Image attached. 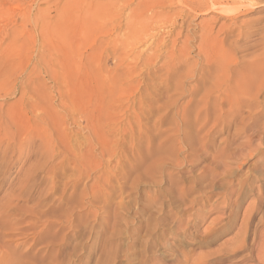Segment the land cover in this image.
<instances>
[{"label": "rangeland", "instance_id": "obj_1", "mask_svg": "<svg viewBox=\"0 0 264 264\" xmlns=\"http://www.w3.org/2000/svg\"><path fill=\"white\" fill-rule=\"evenodd\" d=\"M123 1L145 0H0V264H264V84L232 109L159 61L133 77L143 100L123 94L116 35L138 30ZM159 1L174 14L205 0ZM213 1L251 8L226 40L234 79L264 58V0Z\"/></svg>", "mask_w": 264, "mask_h": 264}, {"label": "bare ground", "instance_id": "obj_2", "mask_svg": "<svg viewBox=\"0 0 264 264\" xmlns=\"http://www.w3.org/2000/svg\"><path fill=\"white\" fill-rule=\"evenodd\" d=\"M142 1H144V0H142ZM150 1H152V2L147 3ZM164 1L165 0H162V2H164ZM181 1H183V0H181ZM144 2H146V3H144ZM144 2L138 3L136 5L137 8L135 7L136 9L133 8V6H132L133 10H132L130 4H127L125 2H124V4L122 3L123 6L120 5V7L122 6V8H124L125 10L128 9L127 5H129L131 8L130 12L129 13L127 12L128 24H127V26H125V27H127L125 29L129 30V31H131V29H133V28H135V30L138 29L137 32L135 33V35L130 36V37L125 36L127 34V33H125L126 32L125 31L124 32L125 35L124 34L123 35L126 38L124 36H122V34L116 35L118 32L115 33V35L117 36L116 37L117 40L116 41L114 40V41L117 42V45H116V47H114V49H115L114 53L116 52L117 58L122 60V63H123V66H122L123 71L119 74L115 73L116 74L115 79L117 81H119L121 84L124 83V81H125L127 89H126V87L123 89V94L127 93V90L130 89L132 92H134L133 94L139 95V99H138L139 101L143 100L144 96L146 94H144L142 92L140 93V89H139L143 82L142 81H141L142 83H140L139 81L135 82L133 80V77H134V75H139V78H140V75L145 73L144 69L151 67L153 65H157V63L159 61H162V63H161L162 67H164V68L166 67V74L171 75V73H176V72H178V70H180L184 73V75L186 76V78L188 80L199 77V79L197 80L196 86H198L200 88L203 87L201 89L204 90V93L201 92V89L200 90L195 89L196 86L189 89L188 93H187V91L185 89H183V85L181 84L182 79L180 78L181 79L180 80L178 77V80H176L177 91H179L182 96H184L187 93L192 98L197 97V99H198V97H199V99H200V97H201L202 101H206V100H209L210 98L212 99V95H215V98L220 99L222 101L229 102L231 104L232 109L238 108V107L240 109L241 105L243 103H245V101H248V100L252 101L253 99H255L258 96V93L261 91L260 88L264 84V70H263V67H264L263 64L264 63L262 64V62L260 61V60H262L264 62V58H262L261 56L255 57V58H249V60L246 61L247 63H249L247 65L246 69L239 71V73H237V76L234 77V79H232V77H230V75H229V71L230 72L234 71V69H232L231 67L238 66L239 62H238V57H236V54L234 53V49H235V46L237 47V44L235 45L234 41H233L234 43L232 41H230V45L227 46L226 40L228 38V35L230 34L231 29L239 28L238 25L240 23H237V20H236L238 15L245 13L246 11H249L251 9V8H249V6H247L246 9H243L242 6H244V5H240V6L233 5V7H229L228 5H223V2L222 3H217V2L215 3L213 0H205L202 3L201 2L197 3L195 6H189L187 3H182L181 6L185 10L180 9V12L175 11L174 14H169L167 12H166L167 14H164V13H162V11L154 9L155 7H157V8L160 7V5L162 3H155L154 0H149V1L145 0ZM158 2H161V1L158 0ZM118 4H119V2H118ZM135 4L136 3H134V6H135ZM149 5H151L153 9L148 8ZM115 6H116V4H115ZM145 6L147 7V10L144 11V13L142 12L144 15H140V17H139L140 21H139V18L137 17V16H139V14L135 15L137 17L135 19H138V20H133L135 17L134 16L135 12L136 11L139 12L140 8L145 9ZM168 6H170V5H168ZM160 8H162V5ZM118 9H120V8H118ZM122 10H120L121 13H122ZM201 15H209V16L211 15V16L207 17V18H200ZM119 16H121V15H119ZM2 17L3 16L1 14L0 18H2ZM26 19L27 18H25L22 21L23 24H25ZM155 20H162V21L170 20V21H166V22L164 21L162 24H160V23H158V21H155ZM178 20H179V22L181 21L180 24H178ZM133 21H136V22L134 23ZM137 21H139V24L137 23ZM153 21L156 23L153 24L154 23ZM115 22H117V20ZM243 22L244 21H242V23ZM136 26H137V28H136ZM160 28H163V30H166V32L164 31L165 33H163L160 30ZM16 31H18V30L15 29L14 32H16ZM122 31H123V29H122ZM102 32H103V29H102ZM131 32H129V33H131ZM237 32H238V34H236V38H237L236 42H238L240 37L243 36V31H241V29H239ZM107 34H108V32H107ZM111 35H113V34H111ZM28 38L30 39V41L27 40V46L30 50L29 52L31 53V50L33 49V46H34L33 40H36V37H34L33 32H30ZM194 43H195V46H194ZM3 44H4V39L0 38V61L2 58L7 59V57H4V53H6L7 51L10 50L9 48L11 47L10 46L11 41H9V44L6 47H3ZM140 48H141V50L138 52V49H140ZM125 50L126 51L128 50L129 53L127 54L128 51L126 52ZM192 50H194L197 53L195 55V58L197 57L196 60L192 56ZM28 58H30L29 60L31 62L32 55H31V57H28ZM28 58L27 59L25 58V60H28ZM5 59H3V60H5ZM5 63L7 64L8 62H5ZM9 64H11V62ZM44 64L48 65L49 61L44 60ZM243 64H244V62H243ZM2 65H4V64L2 63ZM14 65H17V63ZM158 65H160V63ZM2 67L3 66H1V68ZM156 67H159V66H156ZM120 69H121V67H120ZM153 69H155V68H153ZM31 70L33 72L36 70L35 65L32 64ZM116 70H115V72H116ZM121 70H118L117 72H119ZM1 72H4V71H1ZM6 73H8V72H6ZM53 73H54V71H53ZM150 73H151V71H150ZM50 74H51V72H50ZM152 74H149V75H152ZM176 74H177L176 76H178L179 73H176ZM33 77L34 76H32V79H33ZM145 77H147V76H145ZM29 78H31V76ZM141 78H143V77H141ZM174 79H176V77ZM32 81H31V83H32ZM34 81H33V84H35ZM29 82H28V84H30ZM9 84H11V82L8 83V86H9ZM208 84H210V86H207ZM28 87H29V85H28ZM26 89H27V86H26ZM30 89H32V88H30ZM28 92L29 91H27V92L24 91L23 93L21 92L22 97L25 98V96ZM200 92L202 94H200ZM15 94H17V93H15ZM159 95H156V96H159ZM20 96H21V94H20ZM132 96H133L132 94H128V97H130V98H126V102H127L126 104H127L128 108H130L132 111H134L133 110L134 109V103L136 102L137 99L132 100L131 99ZM46 106H48V105H46ZM12 107H13V105H11V107H8L7 109H9L13 112L14 107L13 108ZM0 109H3V104H0ZM6 113L12 114L8 110H6ZM47 134H49V133H47ZM47 137L49 138L50 136H47ZM45 138L43 139V142L48 144L50 140H47ZM263 253H264V251H263ZM262 256L260 255V258ZM260 258H259V260H261ZM223 259H222V261H223ZM263 259H264V256H263Z\"/></svg>", "mask_w": 264, "mask_h": 264}]
</instances>
